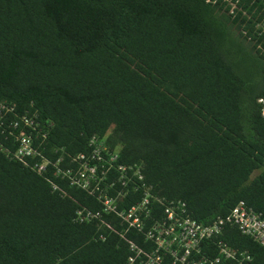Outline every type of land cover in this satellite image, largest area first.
<instances>
[{
    "label": "trees",
    "instance_id": "trees-1",
    "mask_svg": "<svg viewBox=\"0 0 264 264\" xmlns=\"http://www.w3.org/2000/svg\"><path fill=\"white\" fill-rule=\"evenodd\" d=\"M261 96L264 0H0V264H130L137 232L30 165L91 136L198 222L240 200L264 219ZM19 132L33 159L13 156ZM222 235L264 264L236 227Z\"/></svg>",
    "mask_w": 264,
    "mask_h": 264
},
{
    "label": "built area",
    "instance_id": "built-area-1",
    "mask_svg": "<svg viewBox=\"0 0 264 264\" xmlns=\"http://www.w3.org/2000/svg\"><path fill=\"white\" fill-rule=\"evenodd\" d=\"M256 102L264 118V96ZM22 119L25 125L32 124L27 117ZM16 140L13 156L19 160L33 159L37 152L30 135L19 132ZM116 159L115 150H108L103 140L91 136L86 152L60 153L53 162L40 158L30 165L38 173L51 170L70 185L95 194L102 212L118 217L124 231L137 232L136 236H141L139 241H128L130 264H255L245 249L230 246L222 235L224 224L229 223L264 247V219L243 201L235 203L225 216L201 223L187 215L183 202L162 203L152 196L141 181L137 164L116 163ZM137 190L140 194L131 203ZM85 216L94 215L86 212Z\"/></svg>",
    "mask_w": 264,
    "mask_h": 264
},
{
    "label": "rangeland",
    "instance_id": "rangeland-1",
    "mask_svg": "<svg viewBox=\"0 0 264 264\" xmlns=\"http://www.w3.org/2000/svg\"><path fill=\"white\" fill-rule=\"evenodd\" d=\"M228 46V45H227Z\"/></svg>",
    "mask_w": 264,
    "mask_h": 264
}]
</instances>
